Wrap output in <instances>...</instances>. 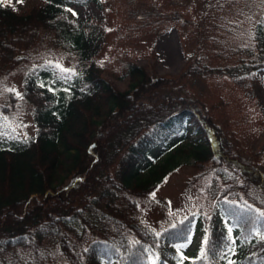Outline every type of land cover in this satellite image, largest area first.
Masks as SVG:
<instances>
[{"label": "trees", "instance_id": "1", "mask_svg": "<svg viewBox=\"0 0 264 264\" xmlns=\"http://www.w3.org/2000/svg\"><path fill=\"white\" fill-rule=\"evenodd\" d=\"M136 1L28 0L23 11L0 2V264H180L198 224L207 258L183 264H228L230 247L237 264H264V148L249 159L228 120L175 92L191 79L264 71V0H243L233 36L190 56L178 76L152 77L125 58L121 90L99 62L104 26L71 8ZM17 74L19 96L7 85ZM23 101L34 133L17 120ZM184 160L205 205L158 230L148 215L169 209L157 194Z\"/></svg>", "mask_w": 264, "mask_h": 264}, {"label": "rangeland", "instance_id": "2", "mask_svg": "<svg viewBox=\"0 0 264 264\" xmlns=\"http://www.w3.org/2000/svg\"><path fill=\"white\" fill-rule=\"evenodd\" d=\"M242 1L137 0L129 10L122 4L105 2L102 8L92 3L87 7H72L71 12L79 19L95 17L104 26L99 62L105 76L121 90H127L130 78L124 67L125 58L143 66L152 77L178 76L188 65L190 56L204 59L214 42L222 36H233L236 7ZM10 4L22 11L29 6L28 0L22 3L11 0ZM245 10L251 12L249 6ZM60 61L69 68L70 59ZM22 79L23 75L17 74L7 85L21 94ZM180 87L175 92L196 101L205 115L228 120L227 128H236V136H243L244 154L255 159L264 148V71L234 81L218 76L191 79ZM22 105L24 112L17 120L34 133L30 107L24 101ZM247 111L249 119L246 116L245 124L238 123L239 116L247 115ZM164 154L163 149L157 150L156 159H162ZM258 164L264 171V161ZM197 173L194 161L184 160L161 186L157 196L169 209H156L148 215L158 230L171 224L173 218H183L205 205V199L200 196L202 186L194 182ZM205 236V230L198 224L192 242L183 244V248L180 245L179 249L188 258H197ZM224 256L229 260L238 257L228 253Z\"/></svg>", "mask_w": 264, "mask_h": 264}, {"label": "snow or ice", "instance_id": "3", "mask_svg": "<svg viewBox=\"0 0 264 264\" xmlns=\"http://www.w3.org/2000/svg\"><path fill=\"white\" fill-rule=\"evenodd\" d=\"M0 2H3V0H0ZM8 2L10 3L11 2V0H8ZM18 2H20V3H22L23 2V0H18ZM73 15H75V13H73ZM57 67H60L59 65H57ZM62 71H71V70H62ZM74 74V73H73ZM68 78H70V77H65V79H68ZM41 87H44V85H41ZM50 90H52V91H54L53 89H50ZM20 94L19 93H17V96H19ZM151 196L153 197V198H155V193L153 192V193H151ZM260 216H262V217H264V212H261L260 213ZM231 229H229V233H231ZM257 235H258V237H259V239L261 240V241H264V233H257ZM232 243L234 244L235 243V241H232ZM208 244H209V240H208V238H207V236H205V238H204V240L202 241V248H201V253H200V258L201 259H206L207 258V252H206V248H207V246H208ZM185 245H181L180 247L181 248H183ZM229 251L232 253V255H235V249L234 248H229ZM186 259H188V257H186V256H184L183 254L181 255V257H180V264H183V261L184 260H186ZM228 264H237V262L236 261H234V260H229V262H228Z\"/></svg>", "mask_w": 264, "mask_h": 264}]
</instances>
